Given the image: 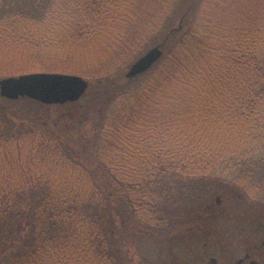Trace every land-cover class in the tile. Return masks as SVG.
Instances as JSON below:
<instances>
[{"label":"trees","instance_id":"1","mask_svg":"<svg viewBox=\"0 0 264 264\" xmlns=\"http://www.w3.org/2000/svg\"><path fill=\"white\" fill-rule=\"evenodd\" d=\"M42 1L0 0V46L26 65L68 44L114 58L79 69L95 115L76 140L0 126V264H127L130 231L162 239L219 211L182 210L209 184L264 206V0ZM172 30L150 72L119 81Z\"/></svg>","mask_w":264,"mask_h":264},{"label":"rangeland","instance_id":"2","mask_svg":"<svg viewBox=\"0 0 264 264\" xmlns=\"http://www.w3.org/2000/svg\"><path fill=\"white\" fill-rule=\"evenodd\" d=\"M47 1L43 0L42 2L47 4ZM178 24L179 21H176L175 25ZM161 41L163 40L161 39L159 42ZM104 45L106 47L109 43L105 42ZM70 46L72 45L68 44L56 54H46L44 60H34L26 65V53L18 50L7 51L6 49L9 48L1 45L0 73L10 67L12 71L10 76H1L0 80L43 72L77 75L88 80L83 75L84 73L80 72L81 69L89 68L95 72H103V66H109L104 64L110 63L114 58L109 52H96L102 57L99 60H91V53L84 57H72L66 51ZM99 46L102 47V44ZM136 59L131 60L127 66ZM125 71L126 68L121 71L122 73L118 77L119 81L124 80ZM92 86L94 85L90 83L89 89ZM92 105L94 106L93 100ZM93 106L89 105L84 97L73 107H69L68 104L46 107L31 103L27 99L8 102L0 99V126L8 128L9 132L13 130L23 132L29 129L43 130L45 128L60 134L62 139L67 142L72 139L76 140L78 127L84 126L83 121L90 125L91 118H94L95 115ZM91 110L94 115H88L86 118ZM209 186L207 192H199L193 197V200H188L189 205H186V201L182 200V204H184L182 210L186 206L197 211L199 208L207 207L208 204L217 206V198H219L221 202L218 205L220 206L219 211L215 213H211L214 209L209 213L199 211V215L189 217L192 219L188 224L177 223L174 232L169 231L167 237L164 236L162 239L160 236L149 237L142 232L136 231L132 234L130 231L125 236L123 244V248L128 252L129 262L127 261V264H141L145 261L148 262L147 264H214L211 262L212 259L217 260L215 264H237L244 257L245 249L254 247L256 242L254 259L264 264V206L246 201L244 204L230 203V191L227 192L225 188L217 185V187H211V184ZM182 210L176 214L177 217L172 218L182 219L184 216Z\"/></svg>","mask_w":264,"mask_h":264},{"label":"water","instance_id":"3","mask_svg":"<svg viewBox=\"0 0 264 264\" xmlns=\"http://www.w3.org/2000/svg\"><path fill=\"white\" fill-rule=\"evenodd\" d=\"M174 30L163 41L148 49L125 71L131 82L150 72L164 57ZM90 82L81 76L61 73H31L0 80V97L9 101L28 99L44 105L76 103L86 96Z\"/></svg>","mask_w":264,"mask_h":264},{"label":"flooded vegetation","instance_id":"4","mask_svg":"<svg viewBox=\"0 0 264 264\" xmlns=\"http://www.w3.org/2000/svg\"><path fill=\"white\" fill-rule=\"evenodd\" d=\"M217 204L218 205L221 204L219 198H217ZM263 246H264V242H263ZM254 247L246 248L245 253H244V257L241 258L237 262V264H262L261 261L254 259V252H255L254 250L257 248V242L254 244ZM211 262L215 264L217 262V260L212 259Z\"/></svg>","mask_w":264,"mask_h":264}]
</instances>
